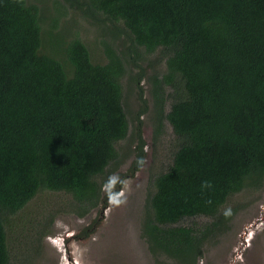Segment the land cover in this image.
<instances>
[{"label":"trees","instance_id":"1","mask_svg":"<svg viewBox=\"0 0 264 264\" xmlns=\"http://www.w3.org/2000/svg\"><path fill=\"white\" fill-rule=\"evenodd\" d=\"M128 75L138 130L151 114L156 138L166 123L174 135L145 203L153 256L197 264L230 199L263 185L264 0H0V264H14L15 234L30 255L52 223L21 218L39 193H66L79 216L98 205L130 130Z\"/></svg>","mask_w":264,"mask_h":264},{"label":"rangeland","instance_id":"2","mask_svg":"<svg viewBox=\"0 0 264 264\" xmlns=\"http://www.w3.org/2000/svg\"><path fill=\"white\" fill-rule=\"evenodd\" d=\"M85 25L89 26L87 22ZM85 35L93 41L95 32L91 29ZM130 70L131 74L137 73L135 65ZM142 83L147 89V80ZM123 87L130 112V130L127 138L119 143L120 162L117 167L112 166L110 177L102 185L98 205L79 216L62 205L72 199L66 193H39L21 212V218L28 221L49 212L55 216L45 227L46 232L37 239V248L31 250L30 255L27 250L25 255L19 251L22 237L19 234L12 237L10 247L14 264H177L164 254L153 256L142 235L148 192L154 176L166 170L171 162L174 135L166 123L164 132L156 138L151 114L141 116L140 132L134 118L139 109L138 91L131 88L129 75L124 78ZM146 97L152 102L148 91ZM139 133L145 141L144 154L141 168L133 171L130 169L137 158ZM117 188L118 192L113 194ZM105 195L104 204L101 199ZM228 207L236 209L228 222L229 228L207 242L204 256L197 264H264V183L260 188H246L237 193ZM207 220L205 217L196 219L197 222ZM33 225L32 221L31 224L26 222L21 225L20 232L32 238Z\"/></svg>","mask_w":264,"mask_h":264}]
</instances>
